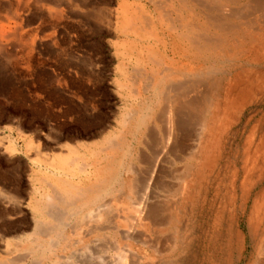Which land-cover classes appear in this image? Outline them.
Returning <instances> with one entry per match:
<instances>
[{"label":"rangeland","instance_id":"rangeland-1","mask_svg":"<svg viewBox=\"0 0 264 264\" xmlns=\"http://www.w3.org/2000/svg\"><path fill=\"white\" fill-rule=\"evenodd\" d=\"M202 1L0 0V264H122L123 255L125 264H255L262 256L264 0L231 3L245 7L250 26L213 62L197 43L178 40L191 28L207 33ZM246 31L254 36L244 41ZM180 47L198 52L176 82L204 76L209 93L205 130L194 126L198 154L181 161L167 151L153 169L139 162L151 150L128 134L112 183L108 145L124 137L128 114L157 105L163 85L148 88L177 68ZM120 182L138 183L137 198L160 203L161 223L138 220L140 205ZM102 203L111 225L99 214L90 222ZM132 233L135 241L123 235Z\"/></svg>","mask_w":264,"mask_h":264},{"label":"bare ground","instance_id":"bare-ground-1","mask_svg":"<svg viewBox=\"0 0 264 264\" xmlns=\"http://www.w3.org/2000/svg\"><path fill=\"white\" fill-rule=\"evenodd\" d=\"M242 1L243 0H234V2H233V0H205L204 1L205 5L203 4L204 3L203 1H202L203 2L202 4L199 2L198 6L204 7V9L206 10L204 12V14L206 15L207 18H205L204 25L203 24L202 25L205 27V30H206V31L204 30L205 33L206 32L207 33L206 34L200 33L197 36L196 34H194L192 32L193 28H191L189 30L191 32L190 34L187 33L188 34L187 36L179 35L178 40L181 43L183 41V38L190 39L191 40L190 44L192 43V46L196 45L195 43H197V46H198L197 48H201V50H202L201 52L203 53L202 57L204 58L205 62H206V60H209V59H211L212 62L215 60H218V58L222 60L223 59L222 57L225 54H227L228 51H231V50H229L230 45L227 42H231L234 44L235 43L234 39L236 38V36L237 35L240 36V32L242 31L241 27L248 28V26H250L249 25L250 23H248V19L245 18V16H241V11L245 7L243 9H241V7L236 8V10L229 8L231 3H234V5L237 6V3L239 5V2L241 3ZM260 1H262V0H260ZM253 2H255V1L247 0L246 6L251 7L248 5H252ZM258 2H259V0H258ZM258 2H255V4H254V5H256L257 8L259 7ZM256 14L258 16V13H256ZM260 16H262V15H260ZM233 20H238L241 23L240 26L237 27L236 24L234 25L232 23ZM199 29H202V28H199ZM247 34L254 36V34L251 31H246L244 34V36H245L244 41H245V39H247L246 38ZM248 38H250V36ZM217 47L223 49L222 54H220L218 56L216 55ZM197 48H195V49H197ZM177 49H179L178 46H177ZM180 50H183V51H180ZM180 50L175 51V49H174V53H173L174 58L176 56H181L179 61L177 60L174 62L176 65H178L177 68L173 67L172 70L170 71V73H168V74L165 73L163 77L159 78L160 82H158V84H157V81H154L153 84L151 85V87L148 88V89H151V88L155 89V87H157V86L160 87L161 84L163 85V90H161L159 93L157 91H155L156 89L154 90V97H157L156 98L157 102H155V104H157V105L154 108H148L147 107L146 110L142 107V109L140 111H135V112H132L131 114H128V116L125 119L124 127H123V132L125 133L124 137L119 136L120 140L118 139V141H114V142L110 143V145H108L109 146V148H108L109 164L106 167V169L104 170V172L108 176H111L110 181L112 183H115V181L117 179V177H116V179H114L112 177V175L114 173L113 170L119 169V167L121 166V165L117 164V161H116L114 155L123 154L125 156V154H127V150H125V145L122 143V141L125 140L124 138L128 134L130 136L140 138L139 140L136 139L137 140V147L139 144H142L144 146H147L151 150V152H152L151 157L147 158V156H145V155L144 156L140 155V161L139 162H141V161L146 162V164H149L150 167L152 166L153 169L156 166L155 164L156 163L158 164V162H156V161H158L157 159L160 157V155L162 156L163 154H166L164 152L168 151L169 155L175 154L177 159L181 160V161L182 160L195 159L196 155L198 154V150L200 147L199 142L201 141V138H200L199 134L198 135H197V133L195 134L194 126L196 124H198V126H202V129L204 128V130H205L206 125H205L204 109L208 103V97L207 96L209 93L206 94L204 91L202 92V88H204V83L206 81L205 80L206 77H204V76L203 77H201V76L197 77V76H193V74H192V77H190L188 80L186 79L184 81L176 82L177 81L176 79H178L179 77H181V76L185 77L186 75L190 74V72H192V68L190 65H188L186 63H184V64H182V63L184 62L183 60L188 59V57L192 55L193 49H191V48L183 49L180 47ZM193 51H194V56H196L195 54H197L198 50H193ZM168 70H170V68ZM212 72L213 71H211V70L209 72H207L208 76H211ZM205 75H207V74H205ZM157 123L163 124V128H162L163 134L162 135H161V133L157 132V130H156ZM141 138H142V140H141ZM190 142H196V143L198 142V144L197 145L192 144L193 145L192 146L190 144ZM160 143L164 144V149L161 152L159 150L156 151V148H158ZM100 152H103V151H100ZM131 173L134 176L137 175L136 170H134V169L131 170ZM110 181L108 182L106 179L104 180V182H103L105 185L104 188L108 185V183L110 184ZM157 181L160 182V180H158V178H157ZM137 185H138V183H134L131 186V184L125 185L124 182H122V183L120 182L119 188L127 191V194H126L127 200L131 201V199L133 198V199L137 200V202L141 206V209L139 206L138 207L139 209L135 212L137 214V217H139L138 220L142 221L143 219H150L151 221L152 220L159 221L160 215L163 213L162 206L158 202H151L150 203V200H151L150 197H147V199L137 198L136 197L137 196ZM158 187H162V185L158 184ZM96 189H98V188H95L94 190H96ZM99 189H100V186H99ZM119 191L120 190L118 189L117 192H119ZM181 192H182V195L185 194L186 186L182 187ZM152 196H153V194H152ZM70 198H72V197L67 198V201H66V198H61V200L59 198H57V199H59L58 201L62 202L61 204H64V203H67L70 200ZM80 199H82V197ZM113 199H115V198L113 197ZM118 199H120V198H118ZM75 200H76V198H75ZM48 201H50V200H48ZM134 203H136V202L134 201ZM107 204H108V202H107ZM74 205H75V202H74ZM108 206H106V204H104V203L99 204L97 206L96 210H94V212L92 211V213L89 215V218L91 219L90 222L92 224L95 222V218H94L95 214L96 215L99 214V215H101L100 217L105 218L106 223H107V221L109 222V220L111 218V216H110L111 210H108V208L110 209V207H108ZM46 215L52 216L53 218L59 217L58 215H55V214L53 215L50 213H47ZM101 219L99 221H96V222L100 223V221L103 220V219L102 220ZM96 222L94 224H96ZM110 223H111V221L109 222V224ZM105 224H103V225H105ZM61 225H63V222L59 221L58 225H56L54 227V231L56 233L61 231V229H62ZM93 226L95 227V225H93ZM106 226H108V225H106ZM103 229H99V230L101 231ZM105 229H107V228H105ZM111 229L112 230L115 229V231H117L118 228L113 227ZM92 230L95 231L97 229L92 228ZM38 231L41 233L44 232V230L41 227H38ZM88 231H90V230H88ZM131 231L132 230L129 228V233ZM132 232L135 233L134 231H132ZM133 233L131 235H129V234H123V235L127 239H133L134 240V238H135V240H136L137 238H136V236L134 237ZM80 239H82V238H80ZM130 252L135 253V251L133 249H130ZM260 255H262V256H260L258 258V260L255 262V264H264V248H262L260 250ZM119 259H120L119 262H121L122 264L126 263V258L124 257V255Z\"/></svg>","mask_w":264,"mask_h":264}]
</instances>
